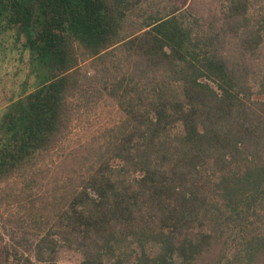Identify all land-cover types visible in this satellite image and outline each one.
Listing matches in <instances>:
<instances>
[{
	"label": "trees",
	"instance_id": "obj_1",
	"mask_svg": "<svg viewBox=\"0 0 264 264\" xmlns=\"http://www.w3.org/2000/svg\"><path fill=\"white\" fill-rule=\"evenodd\" d=\"M263 45L250 0L210 21L171 0H0L25 76L0 112V185L23 183L0 264H264ZM104 102L119 118L61 157Z\"/></svg>",
	"mask_w": 264,
	"mask_h": 264
},
{
	"label": "rangeland",
	"instance_id": "obj_2",
	"mask_svg": "<svg viewBox=\"0 0 264 264\" xmlns=\"http://www.w3.org/2000/svg\"><path fill=\"white\" fill-rule=\"evenodd\" d=\"M177 5L185 6L191 9L193 13L202 16L204 20L210 21L212 16L219 14L221 0H171ZM264 10V0H250V14L256 16ZM264 46V45H263ZM24 64L19 61L15 52L7 50L0 52V112L12 98L15 92L20 90L18 86L24 79ZM32 80L29 81V84ZM80 116L71 129L69 139L64 143L63 150L59 155L71 148L83 145L87 140L97 138L102 128L111 125L119 118V113L111 102L100 103L89 114ZM56 157L53 156V159ZM69 164V163H66ZM69 166V165H68ZM23 188L22 180L12 179L0 185V231L4 232L2 227L9 223L8 221L19 214L15 202L20 197ZM5 235H2V238ZM1 238V237H0ZM1 242V239H0ZM237 248V246L235 245ZM62 264H79L78 258L73 254H63Z\"/></svg>",
	"mask_w": 264,
	"mask_h": 264
}]
</instances>
